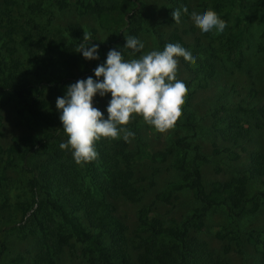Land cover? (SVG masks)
Masks as SVG:
<instances>
[{"label": "trees", "instance_id": "trees-1", "mask_svg": "<svg viewBox=\"0 0 264 264\" xmlns=\"http://www.w3.org/2000/svg\"><path fill=\"white\" fill-rule=\"evenodd\" d=\"M219 3L220 0H202L200 5L203 4L202 10L212 9L219 15L222 12ZM15 4V0L0 2V111L9 100H14L27 122L41 127L42 131L13 136L6 147L0 145V162L4 167L18 166L27 175L30 199L16 203L21 216L10 229L16 228L22 238L36 236L37 252L29 264H55L56 257L76 243L80 244V253L87 264H230L225 254L231 248L244 254L236 218L254 212L258 207V203L251 202L253 198L247 196L250 181L259 178L264 183V148H248L252 133L264 126V104L258 107L221 104L212 109L210 128L219 143L213 142L210 155L224 156L233 163L246 157L248 162L245 168L236 170L226 180L214 179L207 186L200 165L212 162L210 155L200 152L199 146L191 145L185 136L177 137L174 146L190 149L193 152L191 162L176 159L174 166L181 172L179 180L168 183L155 197L170 204L175 199L174 192L186 186L198 206L181 219H162L154 215L150 206H141L137 210L133 235L129 237L128 227L117 215L112 200L138 201L140 190L133 181L134 163L140 158L161 163L172 152L171 148L145 152L137 126L130 125L127 129L134 133L131 136L135 141L134 151L129 149L128 141L120 137L102 138L94 144L98 153L96 159L78 165L67 149L59 148L65 141L54 119L51 102L67 83L92 76L93 69L104 62L110 49L120 50L123 60L140 54L133 55L123 46L129 36L139 39L145 20L143 11L136 12L141 1L118 0L107 5L103 0H35L28 4L30 16L23 23L13 15ZM44 5L47 6L45 9ZM70 7L78 16H94L95 25L111 29L115 38L99 40L95 26L84 28L75 21L53 27L54 10ZM182 8H187L188 13L193 11L190 0H168L162 22L173 28L163 43L179 42L196 56L194 62L178 58L190 74L189 79H184L187 85L185 98H189L196 89L208 86L218 73L217 62L224 57L219 56L211 42L204 41V38H212L213 31L195 34L191 42L184 39V35L195 33L197 27L178 28L190 16L181 12L177 24L172 20L171 12ZM247 12L246 19L264 14V0H253ZM37 13L44 16L43 25H34L33 15ZM151 27L154 29V23ZM244 31L242 25L225 37L224 46L229 53L238 50ZM84 35L89 36V42L98 45V60H86L77 52ZM257 50L264 55V40L257 45ZM78 62L83 70L76 72ZM33 156H38L39 161L31 165L27 159ZM15 158L19 162H15ZM213 162V170L220 172V162ZM157 170L158 167H154L153 175ZM4 181L0 172V197L3 200L0 209L6 206ZM256 196L264 199V191H259ZM213 208L224 209L232 222L229 236L220 231L215 234L227 242L222 253H216L197 236L204 218ZM260 234L264 233L250 231L245 241L264 264V241L260 246ZM230 241H233L232 247ZM2 250L0 245V253ZM14 260H24V256L18 255Z\"/></svg>", "mask_w": 264, "mask_h": 264}, {"label": "rangeland", "instance_id": "rangeland-1", "mask_svg": "<svg viewBox=\"0 0 264 264\" xmlns=\"http://www.w3.org/2000/svg\"><path fill=\"white\" fill-rule=\"evenodd\" d=\"M13 6V15L20 23H23L30 16L28 4L35 0H15ZM141 4L136 8V12L143 11L145 20L142 22V29L139 33L145 47L140 54H145L152 50H162L168 35L173 26L162 22L165 18V9L168 0H140ZM2 2V0H0ZM107 5L117 3L118 0H103ZM202 0H190L193 11L203 9ZM253 0H220L219 5L222 12L218 15L226 21V27L222 32H212V38H204L205 42H211L218 50L219 56L223 60L217 62L218 73L209 81L206 88L196 89L189 98H185L181 104V112L176 119L174 126L164 132L157 131L154 127L147 125L141 116L133 114L127 125L137 126L139 138L143 143L145 152L156 151L164 148H171L172 152L168 154L165 161L161 163H152L147 158L137 159L134 163L133 181L140 190V199L131 202L123 198L112 200L115 203L117 215L127 225L128 236L133 235L136 226L137 210L144 205L150 206L154 215L166 219L174 217L181 219L188 215L198 206V202L192 197L191 191L183 186L175 191V199L172 203L165 204L156 199L155 195L162 191L164 187L171 182H176L180 178L181 172H178L174 166L176 159H181L185 163H190L193 152L190 149H180L174 146L177 137L185 136L191 145L197 144L200 152L210 155V149L213 142L219 143V138L210 128L211 111L214 107L221 104L235 105L237 103L245 106H261L264 104V55L257 50V45L264 40V14L246 19L247 9ZM47 7L44 5V9ZM34 25H43L44 16L41 13L33 15ZM72 21L79 22L84 28H97V38L99 40L113 39L111 29L105 30L97 27L94 16L90 14L78 16L72 7L63 11L54 10L51 25H64ZM154 23V29L151 24ZM31 24V23H30ZM191 25L197 27L195 33L184 35V39L191 42L195 34L200 33L191 18L178 25L179 29L189 28ZM244 25V33L240 38L238 50H232L230 53L224 46L225 37L228 33L235 31ZM223 49V51L221 50ZM129 56L128 60L139 57ZM83 66L78 62L75 71H82ZM177 77L189 79L190 74L184 70L178 60ZM95 79V77H93ZM71 83H67L69 85ZM65 85V86H66ZM65 86L61 89L58 96H63ZM57 96V97H58ZM56 97V98H57ZM54 98L51 102V108L54 113V119L58 124L62 140L66 141L67 136L63 132L59 113L55 107ZM110 99V94L101 98L98 95L93 98V106L97 107L107 116L104 109ZM236 114H239L236 112ZM264 120V118H263ZM39 126H31L27 122L23 112H19V105L14 100H9L0 111V145L6 147L13 136H25L41 132ZM123 134H121L122 136ZM119 138V137H118ZM105 139V138H103ZM107 139V138H106ZM129 149L134 151L135 141L132 137L128 139ZM264 148V126L255 129L252 133V139L248 145L250 149ZM212 162H204L201 166L204 183L208 184L214 179L226 180L236 173V170L247 166V158L244 157L237 163L229 161L226 157L210 155ZM220 162V172L213 170L214 162ZM28 163L33 165L39 161L38 156L27 159ZM15 162H19L15 158ZM154 167H158L153 175ZM0 172L5 177L3 193L6 196V206L0 209V245L3 250L0 253V264H29L37 252V238L34 235L26 238L20 237L16 228H11L20 219L21 212L17 209L16 203L20 201H29V193L26 188L27 175L20 170L18 166L4 167L0 162ZM264 191V183L259 178H254L247 186V196L252 197L253 201L258 203L254 212L236 218L239 227V237L243 240L244 254L237 253L234 249L225 254L230 264H261L260 256L254 248L248 244L245 239L250 231H261L264 233V199L255 195L259 191ZM3 200L0 197V203ZM231 220L226 216L222 208H213L209 210L204 218V224L197 236L206 241L208 246L216 253H222L225 240L215 236L217 231L230 235ZM233 230V229H232ZM255 235V233H253ZM259 236V245L264 241V234ZM233 241H230V247ZM23 255L24 260L15 261L14 258ZM55 264H87L86 258L80 253V244L76 243L74 247L65 248L61 254L56 257Z\"/></svg>", "mask_w": 264, "mask_h": 264}, {"label": "clouds", "instance_id": "clouds-1", "mask_svg": "<svg viewBox=\"0 0 264 264\" xmlns=\"http://www.w3.org/2000/svg\"><path fill=\"white\" fill-rule=\"evenodd\" d=\"M181 12L188 13V9L171 12L177 24ZM188 14L201 33L213 30L219 33L226 27V21L212 9ZM89 40V36L84 35L77 52L86 60H98V45ZM144 47V43L133 36L127 37L123 46L133 55ZM181 57L188 62L196 60L191 50L179 42L167 43L162 50H152L131 60H123L120 50L110 49L104 62L93 69L92 76L66 85L64 95L56 98L59 121L67 136L59 148L67 149L74 163L79 165L96 159L98 153L94 144L102 138L120 137L127 142L134 136L123 127L133 114L141 116L147 125L160 132L173 127L187 90L186 82L177 77L178 58ZM108 94L105 118L104 113L93 106V98Z\"/></svg>", "mask_w": 264, "mask_h": 264}]
</instances>
